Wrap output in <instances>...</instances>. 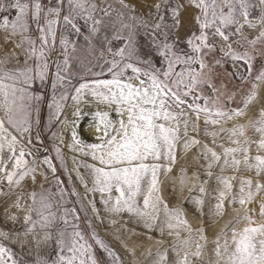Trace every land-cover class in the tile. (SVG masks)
Here are the masks:
<instances>
[{
    "label": "snow or ice",
    "instance_id": "obj_1",
    "mask_svg": "<svg viewBox=\"0 0 264 264\" xmlns=\"http://www.w3.org/2000/svg\"><path fill=\"white\" fill-rule=\"evenodd\" d=\"M118 3L120 9L108 0H0V222L11 225L0 228V264H29L13 247L21 234L37 248L54 245L55 258L38 254L33 264H99L96 247L110 264H124L96 230L94 222L105 219L121 225L117 240L133 256L129 224L166 231L173 242L158 248L151 264H168L169 253L172 264L202 259L204 228L195 230L204 243L192 251L186 213L162 195L161 175L172 171L179 153L197 162L191 178L183 168L178 176L182 189L191 182L185 202L201 216L207 209L217 225L229 216L214 233L212 264H264V197L256 199L264 191V106L249 114L264 83V68L253 70L257 54L264 55V14L253 17L254 0ZM257 27L253 38L244 35ZM81 38L90 54L95 42L94 60L74 55ZM46 80L53 90L50 119L70 128L72 150L92 160L73 169L83 193L65 188L53 158H38L33 144L41 97L32 89ZM69 98L72 120L64 115ZM86 118L93 143L77 131ZM55 151L63 164L60 144ZM142 255L151 257V249Z\"/></svg>",
    "mask_w": 264,
    "mask_h": 264
},
{
    "label": "rangeland",
    "instance_id": "obj_2",
    "mask_svg": "<svg viewBox=\"0 0 264 264\" xmlns=\"http://www.w3.org/2000/svg\"><path fill=\"white\" fill-rule=\"evenodd\" d=\"M46 2L52 3L54 2V0H46ZM130 2L137 4L138 8L140 7V0H130ZM254 2L258 5V8L253 9V17L258 18L259 16L262 15L260 13L261 6H263L262 8L264 14V4H259V0H254ZM108 3H111L112 6L116 9H120V4L118 3V0H108ZM187 23H188L187 15L185 14L182 17V24L184 26L181 27L180 29L181 33L187 30ZM252 30L258 32L259 27ZM255 34L251 33L245 36L251 38ZM96 54L97 51H96L95 42L93 45L92 52L90 54L89 51L86 50V46L84 45L83 38H81L78 45V51L74 55L79 56L83 61H89V60H94ZM226 67L229 72L232 71V68L230 66H226ZM261 68H264V55L257 54V57L254 61L253 70L254 72H256ZM95 70L99 71V69H95ZM79 73L80 75L88 76V72L85 68L79 69ZM103 78H108V77L105 76ZM234 83L239 84L240 82L239 80H236L234 81ZM72 85L78 86V78H74L72 80ZM245 87H249V85H245ZM32 90L36 95H39L41 97L37 105L39 108L38 116L40 122L39 124L35 125L34 134H33V144H35L36 148L40 149L39 153L37 154L38 158L42 159L43 156L45 155L52 157L53 163L56 165L57 168L56 176L59 177V179L64 182L63 186L69 190L75 188L76 191L83 193V188L80 185L79 181L77 180L76 173L73 170L74 167L71 168L68 165V162L63 155L64 142L62 144L60 143V138L62 136V139H64L65 131H66L62 129H67V128H65V126L62 125L60 122L50 119L52 110L49 109V103L52 100V94H53V90L51 88V81L46 80L43 83H41L40 81H36V83L33 85ZM257 92L258 95L256 102L253 105L249 106L251 109L249 113L250 115L258 112L259 108L261 106H264V83L258 85ZM71 102L72 100L70 98L66 101V110ZM64 115L67 116L66 111ZM69 119L71 120V118ZM53 133H56V135L54 136ZM251 134L252 133L249 132V135ZM37 135L40 137L42 143L36 140ZM58 144H60L61 147V156L63 157V164L61 163L60 159L56 158L57 154L55 148ZM182 168L186 169V175L189 178H191L192 174L195 171H197V162L192 159L191 154L184 155L183 153H179L177 162L173 166L172 171L166 175H161V181H162V185L164 186L163 189L165 191L164 192L165 200L168 202L170 207L179 206L183 208L184 212L186 213V218L193 229L194 240L191 246L192 251L195 250V244L197 242L204 243V241L198 240L196 238L195 230L200 228L201 226L204 228V234L208 239V243L204 249L203 258L195 259L193 261V264H212V262L215 259L213 254L214 244L212 243V241L215 238L214 233L219 230V227L223 225V223L227 219H229V216L226 215L225 217H223L219 221V224L217 225L214 219L207 213V209H205V213L201 216L198 210L195 209L194 205H192L190 202H185V197L189 195L188 189L189 187H191V182L185 185L183 189L181 188L178 176ZM201 179H204V177L201 176ZM49 181L53 186V190H55V181L51 176V173H49ZM47 186L48 185H45V187ZM193 195H195V193H193ZM262 197H264V191L260 192L257 195L256 198L257 201H259ZM71 199L73 202H75L76 198L72 197ZM97 207L99 208L101 207V205L98 204ZM237 207H239V205H237ZM250 207L255 208L257 213L259 212L258 203H254L250 205ZM228 211L229 213H231V209H229ZM88 215L90 216L91 213L89 212ZM83 216L84 213H81V227L87 230L86 225L83 222ZM125 219H127V217H125ZM257 219H259L258 216ZM94 223L96 230L101 236V238L106 240L120 253L121 257L124 260V264H151L152 260L155 258L157 249L159 248L161 251H163L164 248L169 247L173 242L172 237L168 236L166 231L165 233L161 234V232L156 228H153L152 230H148L144 228L142 225L129 224L128 227L134 229V234L127 238V243L129 247L135 248V255L133 256L131 253L125 251L117 240L118 236H122V230L120 232L117 231V229H121L120 224L110 225L107 222V219H105V222L103 224H99L98 222H94ZM8 227H11V225L6 226L2 222H0V228L7 230ZM42 235L43 233H40L35 237V239L41 240ZM181 235L182 237H186L187 233L182 232ZM149 237L151 239H149ZM32 241H33V237L28 236L26 238L23 234H21L19 238L16 240V242L13 244V247L17 250V252L25 256V259L29 261V264H33L38 254L41 256L51 255L52 258H55L53 251L54 245L52 243L49 242L46 244L44 242H41L39 248H37L36 244L33 243ZM156 241H162L163 243L158 245ZM21 244H24V248H25L24 253H20ZM28 249H31L30 254H28ZM148 249H151L152 252L151 257H146L145 255H142V253H146ZM96 257L97 260L99 261V264H110V258L99 247H96ZM173 259L174 257L172 256L171 253H169L168 264H172Z\"/></svg>",
    "mask_w": 264,
    "mask_h": 264
},
{
    "label": "bare ground",
    "instance_id": "obj_3",
    "mask_svg": "<svg viewBox=\"0 0 264 264\" xmlns=\"http://www.w3.org/2000/svg\"><path fill=\"white\" fill-rule=\"evenodd\" d=\"M73 104L74 102L72 101L67 110H66V114L69 118L74 119L71 116V112L73 111ZM80 107L84 110V111H89L91 110H95V106L94 105H89V104H81ZM100 107H103V105H100ZM89 125V119L86 118L85 120L80 122L79 127L77 128V131L79 133V135L81 136L82 139H84V141L86 143H93L95 142L94 137L92 135V132H94V129H90L88 127ZM62 130H66L65 131V137H64V145H63V155L65 157V159L68 162V165L71 168H75L77 166V164H79L80 162H84V163H92V160L90 157H85L80 153L74 152L72 150V148L70 147V145L72 144V138H71V131L70 128L67 129H62ZM61 139V138H60ZM75 161V162H74ZM81 173H85L86 169H84L82 166H80L79 168ZM163 185H162V195L165 199V194H164V189H163ZM167 189V187H166ZM167 192V191H166ZM97 201H98V197H97ZM99 204V202H97V205ZM100 205V204H99ZM134 239V238H133ZM133 244V243H132ZM135 245V244H134Z\"/></svg>",
    "mask_w": 264,
    "mask_h": 264
},
{
    "label": "flooded vegetation",
    "instance_id": "obj_4",
    "mask_svg": "<svg viewBox=\"0 0 264 264\" xmlns=\"http://www.w3.org/2000/svg\"><path fill=\"white\" fill-rule=\"evenodd\" d=\"M263 6H261V11H260V13L261 14H263V8H262ZM260 14V15H261ZM254 23L256 22V20L254 19V21H253ZM243 32H244V35H247V34H251V33H258V32H255L254 30H252V29H249V28H245L244 30H243Z\"/></svg>",
    "mask_w": 264,
    "mask_h": 264
},
{
    "label": "crops",
    "instance_id": "obj_5",
    "mask_svg": "<svg viewBox=\"0 0 264 264\" xmlns=\"http://www.w3.org/2000/svg\"><path fill=\"white\" fill-rule=\"evenodd\" d=\"M255 35H257V34H255ZM255 35H254V36H255ZM254 36H252L251 38H253ZM251 38H249V39H251Z\"/></svg>",
    "mask_w": 264,
    "mask_h": 264
}]
</instances>
